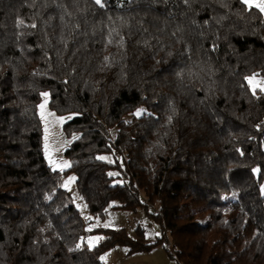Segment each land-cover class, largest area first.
I'll return each mask as SVG.
<instances>
[{"label": "trees", "instance_id": "trees-1", "mask_svg": "<svg viewBox=\"0 0 264 264\" xmlns=\"http://www.w3.org/2000/svg\"><path fill=\"white\" fill-rule=\"evenodd\" d=\"M102 3L0 0V264H106L114 245L165 239L177 264H264V91L247 80L264 76V12L242 0ZM43 91L73 115L63 171L44 153ZM70 172L91 214L141 205L162 236L104 229L79 244Z\"/></svg>", "mask_w": 264, "mask_h": 264}, {"label": "rangeland", "instance_id": "rangeland-1", "mask_svg": "<svg viewBox=\"0 0 264 264\" xmlns=\"http://www.w3.org/2000/svg\"><path fill=\"white\" fill-rule=\"evenodd\" d=\"M259 0H253V5ZM248 83L253 89L264 91V76L253 74L248 78ZM251 81V83L249 82ZM47 94V95H45ZM50 95L48 91L42 92L39 103V114L43 123L44 138L43 147L48 164L55 170L63 171L71 166V160L66 155V149L70 146L74 137H68L63 130V124L72 118V114L60 115L53 111L49 106ZM43 106V107H42ZM146 110L144 107L137 109L133 115H141ZM132 115L126 117L129 119ZM106 161H121L122 157H115L112 154H99V158ZM119 173L118 167L110 170L111 175ZM115 181H120L116 179ZM63 187L70 193L73 201L83 217L84 233L80 240L81 245L94 247L98 245L104 237V229H126L133 238L140 236L142 230L144 238L148 243H153L162 236L160 224L148 213L144 206L136 209L113 207L118 201H113L107 208L105 216L93 215L88 211L86 202L76 184V174L70 172L63 179ZM261 192L264 195V180L261 184ZM141 198L146 202L144 193ZM156 207H150L152 212ZM99 238V239H97ZM172 251L170 239H165L163 243L152 246L147 251L128 252L125 245H114L101 254V259L106 264H177V260L169 254Z\"/></svg>", "mask_w": 264, "mask_h": 264}, {"label": "snow or ice", "instance_id": "snow-or-ice-1", "mask_svg": "<svg viewBox=\"0 0 264 264\" xmlns=\"http://www.w3.org/2000/svg\"><path fill=\"white\" fill-rule=\"evenodd\" d=\"M242 2L249 5V7L255 6V7L259 8V10L261 12H264V0H259V2L255 3L254 5H253V0H242ZM95 3L100 5L101 7H103L102 0H95ZM249 82L251 83V81H249ZM45 95H47V94H45ZM101 159H104V158L102 157ZM97 239H99V238H97Z\"/></svg>", "mask_w": 264, "mask_h": 264}]
</instances>
